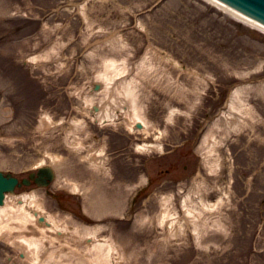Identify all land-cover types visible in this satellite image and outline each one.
Instances as JSON below:
<instances>
[{"label": "rangeland", "instance_id": "1", "mask_svg": "<svg viewBox=\"0 0 264 264\" xmlns=\"http://www.w3.org/2000/svg\"><path fill=\"white\" fill-rule=\"evenodd\" d=\"M108 69L124 71L106 88ZM127 88L144 128L94 118L88 100L118 112ZM237 88L260 135L233 131L209 153L203 135ZM48 164L53 182L17 195L36 194L63 234L38 263L0 238V264H264V28L214 0H0V169ZM82 183L109 195L97 214Z\"/></svg>", "mask_w": 264, "mask_h": 264}, {"label": "bare ground", "instance_id": "2", "mask_svg": "<svg viewBox=\"0 0 264 264\" xmlns=\"http://www.w3.org/2000/svg\"><path fill=\"white\" fill-rule=\"evenodd\" d=\"M215 1V0H214ZM217 1V0H216ZM219 2V1H218ZM217 2V3H218ZM220 3V2H219ZM234 13L240 15L241 17L247 19L248 21L254 22L264 28L263 25L259 24L258 22L252 20L251 18L233 10ZM117 72L113 76L110 74L112 70L108 69V71L101 75V80L106 88H109L112 84L113 87L121 72L124 70L116 69ZM126 81L125 79L123 82ZM99 83V81H98ZM100 87L102 83H100ZM242 90L240 88L234 89L233 94L231 96V101L229 102L227 108L223 110L219 116L216 117L213 122L208 126L207 131L203 135L202 143L206 144L209 148V153L212 152H221L222 147L225 145V140L231 135L233 131H240L245 128H249L250 133L252 134L255 130L253 127L256 121L259 120L260 112L258 110H252V106L248 105L242 96ZM125 98H129V100L122 101V108L120 111L116 112L115 109H111L110 107H101L97 105L96 112L93 113L94 118L97 119L99 122L110 121L114 122L115 119H119L124 117L128 120L131 129L137 122H141V126L139 127L144 128L146 126L145 121L140 117L139 110L137 108L136 97L134 96V92L129 88L125 91ZM88 105L93 106L95 105L91 100H88ZM254 116V117H252ZM254 120V121H253ZM260 133L256 129L253 133L252 139L259 136ZM218 157L214 158V162L211 164H207L208 160L205 161L206 166L208 167V172L218 171V169L222 166L221 159ZM91 160H95L94 158ZM91 164H94L91 162ZM94 168L95 166L92 165ZM84 187L83 191L85 193V197L87 198V202L90 204V209L94 211V214H97L98 210H101L105 206L102 204L106 203V199L108 198V194L100 193L99 200L90 199V191L91 187H86L85 184L82 183ZM79 185L75 184L72 186L73 191H78L79 188H82ZM36 194H18L17 190L14 189L11 193L6 195L4 204L0 205V238L10 241L16 245H19L21 249H23V256L29 258L30 261L33 263H38L41 259V251L44 244V239L47 236H54V232L58 235H62V229L58 227L61 226L60 222L56 219L54 215L50 218L46 217L45 215L41 214L40 205L38 206V202L36 200ZM111 198V197H110ZM114 200V207H116L118 203V199ZM202 205L204 207H213L217 206V204L222 203V198H220L217 203H207L201 200ZM35 211L37 213H35ZM40 217L44 219L41 221ZM41 224L39 226L38 224ZM33 225L38 228V232L27 233V230H33ZM72 228L78 230L76 224L72 225ZM99 229H95L93 232H97ZM38 233V234H37ZM89 241L91 239H88ZM89 250L95 251L97 258L105 259V262L112 263L114 259L113 256V246L108 240H95L94 243L89 247Z\"/></svg>", "mask_w": 264, "mask_h": 264}, {"label": "water", "instance_id": "3", "mask_svg": "<svg viewBox=\"0 0 264 264\" xmlns=\"http://www.w3.org/2000/svg\"><path fill=\"white\" fill-rule=\"evenodd\" d=\"M232 7L240 10L241 12L259 20L264 23V0H222ZM99 84H96L95 88H99ZM141 126V123H138ZM55 177V171L52 166L45 165L39 167L37 173L32 172L29 174V178L33 179L39 186H47ZM23 183L29 184L30 179L24 178ZM21 186L22 183L18 182V179L10 173H4L0 170V204H2L5 197V192H12L16 185ZM44 218L40 217L42 221Z\"/></svg>", "mask_w": 264, "mask_h": 264}]
</instances>
